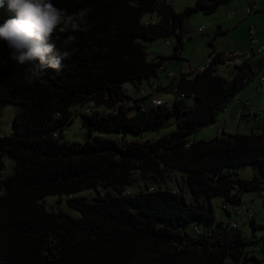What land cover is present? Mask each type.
I'll list each match as a JSON object with an SVG mask.
<instances>
[{"label": "trees", "instance_id": "1", "mask_svg": "<svg viewBox=\"0 0 264 264\" xmlns=\"http://www.w3.org/2000/svg\"><path fill=\"white\" fill-rule=\"evenodd\" d=\"M229 1L196 0L195 6L175 12L165 0H52L69 13L91 7L89 30L74 34L77 51L59 72L49 69L33 85L0 42V101L20 105L12 133L0 137V172L6 171L0 180V264H246L244 251L259 245L258 238L233 227V221H218L207 232L197 227L195 234L182 227L212 223L214 197L223 199L222 208L231 215L228 204L239 205L243 192L264 190V136L256 128L251 134L221 130L210 140L191 139L215 126L218 115L256 78L263 54L252 49L231 65L227 79L219 70L227 55L212 46L211 63L203 71L175 76L164 88L150 84V93L141 91L143 81L166 61L180 58L185 19L196 11L210 15ZM151 13L157 18L142 22ZM8 16L0 10V23ZM170 36L175 43L169 57L149 60L138 42ZM53 40L62 50L61 41ZM125 83L136 95L123 88ZM159 90L174 91L172 106L152 103ZM76 115L89 134L116 136L60 140L58 130ZM247 116L242 113L240 120ZM170 117L175 118L173 130L150 140H126L128 133L155 134ZM245 165L254 169L251 178L238 175ZM167 171L181 174L193 202L167 188L127 191L134 173L145 179ZM87 189L96 192L93 202L74 196ZM50 195L67 196L81 216L46 210L44 198ZM248 221L258 227L255 216Z\"/></svg>", "mask_w": 264, "mask_h": 264}, {"label": "rangeland", "instance_id": "2", "mask_svg": "<svg viewBox=\"0 0 264 264\" xmlns=\"http://www.w3.org/2000/svg\"><path fill=\"white\" fill-rule=\"evenodd\" d=\"M172 6L175 12H179L188 6H195L196 0H165ZM248 0H230L226 4H222L218 9L206 15L200 11H196L185 19L182 29L183 47L180 51V58H174L166 61L164 67L157 70V74L152 76L149 80H144L141 85V91L145 93L151 92V85H161L163 88L169 86L173 77H177L183 73H191L197 71L201 66L205 65L208 57L212 52L214 46L217 52H222L228 56L232 54L250 53L256 49L257 42L264 45V14L256 12L255 10L248 14L246 8L248 7ZM156 14H145L142 22L148 23L155 20ZM199 28H203L199 32ZM220 31V32H219ZM168 41L170 45L167 44ZM138 42L143 45L147 58L149 60L157 57H169L173 52L172 46L175 43V37L170 36L165 39L158 38L155 40L139 39ZM264 56V53H263ZM222 65L219 70L223 77L230 79L233 67ZM260 72L264 73V67L258 71L256 78L250 82L246 88L239 93V97L244 98L249 103V109L252 115L247 111V117L235 120L232 116H236L239 104L234 101L230 103L229 107L218 115L217 121L220 126L226 123V131L231 133L251 134L254 124H257L254 114L264 122V92H257L256 86L259 81ZM123 88L129 91L132 95H136L135 89L130 83H125ZM156 97L164 101L168 106H172L175 98L174 91H157ZM188 103L191 104L193 99L188 98ZM246 108V109H248ZM20 109V105L13 102L0 101V137L9 135L13 131V118L16 112ZM99 111L108 112L109 109L103 106L96 107ZM245 109V108H244ZM245 109V110H246ZM248 109V110H249ZM236 118V117H235ZM224 119H227L224 121ZM259 123V122H258ZM262 126V124H260ZM175 128V118L170 117L166 120L158 131L153 134L152 130H146L141 135L128 133L126 140L130 141H145L159 136L160 134L169 132ZM221 127H205L195 132L191 139L194 140H210L214 136L219 135ZM220 132V131H219ZM60 140L83 143L86 140L92 141L98 135H111L93 132L89 134L86 129L82 127L80 117L76 115L73 121L64 125L62 130H58ZM9 160L5 161L7 171H10ZM254 174V169L251 165L242 166L238 170V175L241 178H251ZM133 183L127 187L130 194H135L148 188H167L175 190L184 196L187 202H193V197L190 195L188 188L182 178L181 174L176 171H167L162 177L149 176L142 178L138 173H134ZM74 196L85 197L87 201L93 202L96 192L93 189L83 190L74 194ZM67 196L50 195L44 198V205L48 211H64L72 217L79 218L81 215L79 211L75 210L68 204ZM203 201V200H201ZM200 201V202H201ZM211 204L215 216V220L208 224L207 221H192L185 223L182 227L184 231L189 234H195V228L199 227L201 232H207L211 228H216L217 222L224 223L233 221L237 223V227L243 231L247 236H255L258 238L259 245L247 247L244 255L247 254L248 260L246 264H264V253L261 250L264 245V190L259 192H243L241 194V202L239 205H229L228 208L231 215H228L222 208L224 201L221 197H214L211 199ZM235 211H242L247 214L256 215V224L258 227H253L250 222L245 219L238 218ZM228 260V264H230Z\"/></svg>", "mask_w": 264, "mask_h": 264}, {"label": "clouds", "instance_id": "3", "mask_svg": "<svg viewBox=\"0 0 264 264\" xmlns=\"http://www.w3.org/2000/svg\"><path fill=\"white\" fill-rule=\"evenodd\" d=\"M0 10L9 13L0 23V42L7 45L10 60L25 67L28 85L41 81L49 69H62L63 61L77 51L74 34L89 30L88 17L93 12L85 7L69 13L52 0H0ZM62 34L67 35L61 40ZM54 36L62 50H57Z\"/></svg>", "mask_w": 264, "mask_h": 264}, {"label": "built area", "instance_id": "4", "mask_svg": "<svg viewBox=\"0 0 264 264\" xmlns=\"http://www.w3.org/2000/svg\"><path fill=\"white\" fill-rule=\"evenodd\" d=\"M256 9V4L254 3V0H249V5H248V7L246 8V12L247 13H252L254 10ZM203 30V28H199V32H201ZM167 44L168 45H170V43L169 42H167ZM257 44V46H256V49H254V51H255V53H257V54H263L264 53V45H260V44H258V42L256 43ZM252 51V50H251ZM251 51H250V53H244V54H241V55H239V54H232V55H230V56H226V57H224V59H225V64H237V63H239L240 62V60H241V58L244 56V57H249L250 56V54H251ZM211 63V59L210 58H208V61L206 62V64L205 65H203V66H201L199 69H198V71H203L207 66H209V64ZM258 81H259V83H258V85L256 86V91L257 92H264V73H260V76H259V78H258ZM163 101L161 100V99H158V98H155V99H153V101H152V103L154 104V105H159V104H161ZM234 102H240L239 104H241V107L239 108V111H238V114H237V116H236V118H234L235 120H237L238 122H239V120H240V116H241V114H242V108L243 107H248L249 106V104H248V101L247 100H244L242 97H239V96H237L235 99H234ZM250 114H252V112H250ZM256 116V117H255ZM255 120H256V122L260 125V124H262V126H259L258 128H256V130H254L255 132H256V134H261V135H263L264 136V122H262L261 121V119H259L258 118V116H257V114L255 113ZM6 176V171L5 170H2L1 172H0V180H2L4 177ZM235 214L238 216V218H241V219H243V220H245V219H247V220H250L251 218H253L254 217V215L253 214H250V212H247V214L246 213H244V212H242V211H235ZM231 225L233 226V227H237V223L236 222H233V223H231Z\"/></svg>", "mask_w": 264, "mask_h": 264}, {"label": "crops", "instance_id": "5", "mask_svg": "<svg viewBox=\"0 0 264 264\" xmlns=\"http://www.w3.org/2000/svg\"><path fill=\"white\" fill-rule=\"evenodd\" d=\"M248 3H249V0H248ZM254 3L256 4V9H255V11L256 12H259V13H263L264 14V0H254ZM244 99V98H243ZM236 104H239L240 102H235ZM249 104V103H248ZM241 107V104H239V108ZM249 107V106H248ZM239 108H238V111H239ZM246 109V107H243V109H242V113H243V115H247V111H249V112H251V110L249 109ZM238 111H237V114H238ZM237 114H236V116H237ZM236 116H232V118H235ZM227 119H224V121H226ZM221 124H220V122L219 121H217V124H215V126H212V127H221V129H219V131L221 132V130H224L225 132H227L226 131V123L224 124V125H222V126H220ZM260 125L257 123V124H254V126H253V128H258ZM252 128V129H253ZM219 131H217V133L219 134L220 132ZM227 133H229V132H227ZM231 133V132H230ZM255 216V221H256V215H254Z\"/></svg>", "mask_w": 264, "mask_h": 264}, {"label": "water", "instance_id": "6", "mask_svg": "<svg viewBox=\"0 0 264 264\" xmlns=\"http://www.w3.org/2000/svg\"><path fill=\"white\" fill-rule=\"evenodd\" d=\"M140 84H141V82H140Z\"/></svg>", "mask_w": 264, "mask_h": 264}]
</instances>
